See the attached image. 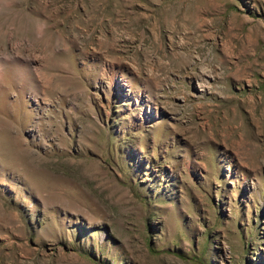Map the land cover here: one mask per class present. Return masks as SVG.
I'll use <instances>...</instances> for the list:
<instances>
[{
    "label": "rangeland",
    "instance_id": "rangeland-1",
    "mask_svg": "<svg viewBox=\"0 0 264 264\" xmlns=\"http://www.w3.org/2000/svg\"><path fill=\"white\" fill-rule=\"evenodd\" d=\"M0 264H264V0H0Z\"/></svg>",
    "mask_w": 264,
    "mask_h": 264
}]
</instances>
